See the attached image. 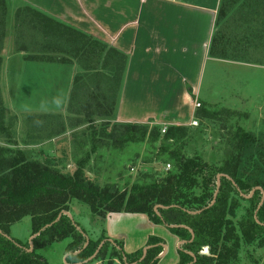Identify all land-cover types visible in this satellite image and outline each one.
Here are the masks:
<instances>
[{
    "label": "trees",
    "instance_id": "16d2710c",
    "mask_svg": "<svg viewBox=\"0 0 264 264\" xmlns=\"http://www.w3.org/2000/svg\"><path fill=\"white\" fill-rule=\"evenodd\" d=\"M5 1L7 0H0V26L4 21ZM240 1L242 5L237 10L241 17L243 16L241 23L249 27L254 19L262 21L264 0H220L215 31L209 46L210 58L219 60L228 58L230 61H236L241 53V51L238 53L236 47L243 43L255 45V42L262 39L261 32L257 31L259 35L257 34L256 38L249 34L240 37L234 34L233 41L236 43L231 42L226 34L227 30L223 31L222 27L220 28L233 6ZM21 16L20 19L25 20L24 24L27 27L30 26L32 31L43 33L44 38L46 37L44 43L32 40L31 46L41 50L55 47L61 53L70 56V59L76 55L79 62L77 64L84 76L81 74L75 76L68 95V112L76 118L73 126L88 122L91 128H88L86 133H80L73 141L69 160L74 169L68 171L62 164L67 160V155L63 152L60 157H56L49 151L44 153L40 150L33 156L32 150L29 152L17 146L12 139V133H9V127L6 128L4 125L0 104V139H5L8 144L0 146V264H47L37 257L34 251L64 239L71 240L67 246L69 252L67 264H80L87 260L102 241L104 243L94 261L105 260L106 252L110 249L106 264H115L113 261L115 258L119 264H132L138 262L142 257V250L149 247L143 260L138 264L158 263L157 256L162 252L163 241L157 236H149L143 248L126 254L120 243L109 242L107 237L90 239L77 222L65 215H61L54 222L60 213H70L73 205L78 207L86 205L92 220L103 224L107 214L123 212L146 215L155 225L176 226L166 229L180 241H184L178 249V264H234L239 239L236 237L235 227L225 220L226 215L228 213L232 215L235 208L234 204L228 205V193L232 191L249 203L250 213L243 217L238 226L242 236L249 241L261 237L264 233V198L256 211L262 196L260 191L256 190L249 199H244L240 194L248 195L254 187H259L264 194V138L258 142L244 139L245 132L239 125L228 124V121L239 118L240 114L235 112H227V115L217 114L209 105L200 104L195 112L197 120L216 118L219 120L223 116L222 130L226 129L230 136L226 141L228 154L225 153L227 155H224L219 172L230 180L220 178L219 190L211 207L199 214H188L204 209L210 204L216 184V175L212 178H202L200 185L196 183L198 174L205 169V164L184 154L188 128L168 126L165 132L161 133L158 126L116 122L112 124L109 118L114 117L116 113L115 96L121 88L127 56L113 48L107 49L103 42L95 37L63 25L37 8L26 6ZM246 16L250 18H247L249 22L244 21ZM238 22L239 20L235 21L236 24ZM235 23L230 22L228 32L229 28L233 31ZM230 47L234 48L233 54L227 56ZM39 54L40 52L35 58L40 59L45 53ZM240 62L245 60L242 59ZM100 64L104 73L98 71ZM104 81H110L111 86L106 87V84L102 83ZM187 92L190 93L189 88ZM78 115L82 118H77ZM95 119L102 121L103 129H96L93 125ZM105 128L108 130L107 133ZM60 134L53 133L52 136ZM142 145L146 150L142 163L159 161L170 165V169L163 170L162 174L155 177L145 175L141 183L133 182L128 191L129 183L124 186L115 184L101 187L89 177V174L100 172L101 154L116 151L122 155V152L129 148ZM196 184L201 190L196 191ZM155 206L166 208H159L156 213L153 211ZM255 211L258 223L254 220ZM25 217L30 219V236L51 224L32 240L31 252L26 251L29 248L28 243L22 244L9 235L12 225ZM181 227L190 229L193 232V239L188 230ZM222 230L225 231L223 235ZM83 234L88 239V245L81 250L85 244ZM259 244L260 247H264L263 237ZM202 247L208 248L210 252L208 256L200 255ZM78 251L81 252L74 254ZM188 253L194 255V261Z\"/></svg>",
    "mask_w": 264,
    "mask_h": 264
},
{
    "label": "rangeland",
    "instance_id": "374dc122",
    "mask_svg": "<svg viewBox=\"0 0 264 264\" xmlns=\"http://www.w3.org/2000/svg\"><path fill=\"white\" fill-rule=\"evenodd\" d=\"M207 2L209 1L199 0L198 5L204 6ZM38 3L43 5V9L48 8L49 12L39 9ZM90 3L96 6L94 13H91L89 11L90 9L87 10ZM195 4L197 3L195 2ZM214 5H217V3H214ZM241 5L242 1L237 2L233 6L228 18L221 24L220 28L222 27L223 31L227 30L226 34L231 42L236 43V41H233L235 39L233 37L234 34L237 35V37L249 34L254 35L256 38L258 34L257 31L261 32L260 35H262V39L258 40L257 43L255 42V45L252 43H249V45L248 43H243L241 44L242 46L236 47L235 49L238 53L241 51L236 61H230L228 58L226 60L215 59L218 62L205 61L200 81L196 85L197 90H191L190 93L185 90L186 94L191 96V98L190 101L188 100V104L185 102L182 103V119L180 121H175L176 112L173 111L175 107L153 106L152 109H156L157 112L152 113L150 111L149 114H145L148 108L147 106L125 107L123 111L126 114H133V118H135L136 121L131 124H145L150 127L158 126L161 130L166 129L168 126L187 127L189 132L184 154L191 159L197 158L201 163L205 164L204 171L198 174L196 181L198 185L201 184L202 178H212L214 175L221 174L219 170L222 166L224 155L226 156L228 154L226 141L230 134L225 131L226 129H224V131L222 130L224 128L222 125L224 124L222 122V120H224L223 116L219 120H217L218 118L214 120H197L195 112L198 107L196 108L195 105H209L217 111V114L227 115V112L240 114L241 116L239 118L228 121V124L236 123L239 125L245 132L243 134L244 139L249 141L253 140L258 142L264 138V14L261 17V22L255 21L254 19L248 27L245 23H241L243 16L241 17L240 12L237 10ZM26 6L37 8L41 10V12L43 11V13L65 26L77 28L81 26L75 27L76 24L69 22L71 16H78L80 22L90 17V19L93 18L94 21L100 24L98 21V18H100L99 11H95L96 8L100 6V1L7 0L5 1V10H3L4 21L3 24L1 23L2 27L0 26V36L3 34V36H1L0 45V104L3 111L4 125L6 128L9 127V133H12V139L17 146L29 152L32 150L33 156L40 150L44 153L49 151V153H53L56 157H60L63 152V154L67 155V160H64L62 164L65 165L66 170L72 171L74 165L69 160V154L73 150L71 148L73 146V141L78 138L76 136H79L80 133H86L87 129L91 128V124L88 122H83L76 127L73 126L72 123L76 118L68 112L67 106L68 95L75 76L77 74L84 76V74L77 64L79 62L75 54V56L70 59V56L61 53L60 50L55 49V47L53 49L41 50V48L37 49L30 45L32 40L44 43L46 37L44 38L43 33L32 31L30 26L27 27L26 24H24L25 20L20 19L22 18V10ZM247 18V16L244 17L245 22H249L248 19L250 18ZM237 20H239V22L236 24L235 21L237 22ZM231 21H234L235 25H233V31L229 28V32L231 31L229 33L228 27ZM94 29L97 31L95 32L96 35L98 34L99 38H101V35H99L100 30L96 27ZM103 44L107 49L111 48L107 43L103 42ZM233 49L234 48L230 47L227 56H229L230 53L233 54ZM34 50L38 51L35 52ZM38 52H40L39 55L43 52L45 54L38 59L35 58ZM242 55H246L248 58L245 59L246 57ZM242 59L245 60V62H240ZM231 62L244 63V65L240 66L237 70L238 65L231 64ZM98 71L102 73L105 72L101 68V64L98 66ZM124 75L125 71L123 79ZM102 83L106 84V87L111 86L110 81H104ZM106 87H104V89H106ZM154 96L156 97L155 94ZM119 97L120 91L117 92L115 96L117 104L119 102ZM165 111L168 112L165 113ZM171 111H173L172 114ZM146 115L150 118L141 121ZM115 117L116 116H110L109 118L112 124L115 122L130 123L118 122ZM77 118H82V116ZM150 120L156 124H149L148 121ZM93 125L96 129L104 128L102 126V121L98 119H95ZM107 132L108 130H106V133ZM53 133L61 134L59 136H52ZM7 145L5 139H0V146ZM101 155L102 165L100 166V172L97 174H89V177L101 187L115 184L124 186L126 183H129L127 187L128 191L133 182L139 181L141 183L145 175L155 177L157 174H162L166 165L159 161H153L149 164L142 163L143 157L146 155V150L143 145L137 148H129L127 151L122 152V155L116 151ZM93 157L91 158L92 160ZM61 158H63V156ZM196 186L197 184L195 185L196 191L201 190V187L197 186L196 188ZM231 204L235 205L233 210L234 213L232 215L228 213L225 220L235 227L236 237L239 239V246L236 250L237 259L234 264H264V247L259 246L261 237L264 238V233L261 237L249 241L244 235L242 236L238 228L239 222L250 213L249 203L230 191L228 193V205L231 206ZM80 206L81 207L73 205L71 207L69 213L71 220L75 223L77 222L86 232V235L92 240L97 239L99 236L106 237L104 224L100 221L92 220L86 205ZM114 214L131 213L121 212ZM143 216L148 219L146 215ZM149 222L153 224L151 221ZM126 223L127 222H123L116 227L112 226V231L124 233L123 237H119L121 239L126 238L131 241L134 238L135 246L137 243L136 237L144 234L146 228L143 225L135 224L131 231V226L126 225ZM158 226L162 231L172 235L165 227ZM147 228H149V226H147ZM127 233L131 235L127 236ZM224 233L225 231L222 230L221 235ZM9 235L19 240L22 244L28 243L31 237L30 219L25 217L18 223L12 225ZM173 237L175 236L173 235ZM119 238L114 239L121 240ZM176 238L177 237H175V239ZM108 240L112 242V238ZM161 240L163 244L166 245L165 239L161 238ZM179 241L180 240L177 238V242ZM70 242V239H64L49 246L41 247L35 250L34 254L47 264H66V258L69 254V252H67V246ZM116 243H118V241ZM109 252L110 249L106 252L105 260H92L89 263L106 264ZM209 253L207 247H202L200 250V255L208 256ZM65 256L66 258H64ZM171 258L175 260H171ZM113 261L115 264H119L116 258L113 259ZM178 263V250L173 247L169 249L166 256L161 261H158L157 264Z\"/></svg>",
    "mask_w": 264,
    "mask_h": 264
},
{
    "label": "crops",
    "instance_id": "0c3cea01",
    "mask_svg": "<svg viewBox=\"0 0 264 264\" xmlns=\"http://www.w3.org/2000/svg\"><path fill=\"white\" fill-rule=\"evenodd\" d=\"M97 1H100V6L95 11H99L100 24L92 17L80 22L78 16H71L69 22L76 24L75 27L81 26L76 29L107 43L128 58L115 119L118 122L133 123L136 120L133 114L123 112L125 107L147 106L145 114H149L150 111L157 112L152 109L153 106H159L175 107V121H180L182 103L188 104L191 98L185 90H197L196 85L200 81L205 61L218 62L209 57V46L215 31L217 5L220 1L208 0L204 6L198 5L199 0H95ZM42 6L38 3L39 9L49 12L48 8L43 9ZM95 7L90 3L87 10L94 13ZM94 26L100 30L101 38L96 35ZM231 64H237V70L244 65L237 62ZM148 118L150 117L146 115L141 121ZM148 123L156 124L151 120ZM123 222L131 226V231L135 224L146 228L147 233L136 237L135 246L134 238L131 241L121 239L119 237H123L124 233L112 231V226H119ZM104 232L107 239L112 238V242L121 243L126 254L143 247L149 236H157L166 241V252L159 261L169 249H179L177 245L180 241L177 242V238L162 231L158 225L151 224L141 214H108ZM130 235L127 233V236Z\"/></svg>",
    "mask_w": 264,
    "mask_h": 264
},
{
    "label": "water",
    "instance_id": "95a60500",
    "mask_svg": "<svg viewBox=\"0 0 264 264\" xmlns=\"http://www.w3.org/2000/svg\"><path fill=\"white\" fill-rule=\"evenodd\" d=\"M221 177H225L226 179L230 180L229 177H227V176H225V175H223V174H218V175H216L215 191H214V194H213V197H212V201L210 202V204H209L206 208H204V209H201V210H198V211H194V212H188V214H199V213H201L203 210H205V209L211 207V206L214 204L215 198H216L217 193H218V190H219V186H220V178H221ZM256 190L260 191V193H261V195H262V196H261V200H260V202H259V204H258V206H257V209H256V211H257V210L259 209V207L261 206V204H262V202H263V198H264L263 191H262L259 187H254V188L250 191V193H249L248 195H243V194H240V195H241V197H243V198H249L250 196L253 195V193H254ZM159 208L161 209V208H166V207L155 206V207L153 208V211L157 213V209H159ZM256 211H255V213H254V220L258 223V221H257V219H256ZM61 215H65V216H67V217L71 220V217H70L69 213H67V212H62V213H60V214L57 216V218H56V220H55L54 222H56V221L61 217ZM54 222H53V223H54ZM50 225H51V224H50ZM50 225H46V226H44V227H43L38 233L33 234V235L30 237L29 242H28L29 248L26 250L27 252H31V251L33 250L32 240H33L34 238H36L42 230L46 229V228L49 227ZM164 227H165V228H166V227H168V228H174V227H176V226H165V225H164ZM181 228H185V227H181ZM185 229H187V228H185ZM77 230H79V228H77ZM187 230H188V232H189V234H190V236H191V239H193V232H192L190 229H187ZM0 233H1V232H0ZM4 236H5V235H4ZM83 236H85V235L83 234ZM5 237L9 239V237H7V236H5ZM108 241H109V240H108ZM109 242H111V241H109ZM103 243H104V241H102V242L99 244L98 248L96 249V251L94 252V254H93L91 257H89L87 260L83 261V262L80 263V264H86V263L90 262L91 260H93L94 257L97 255L98 251L100 250L101 246L103 245ZM183 243H184V241L179 242L178 245H177V247L179 248V246L182 245ZM87 245H88V239H87V237L85 236V244H84V246H83V248H82L81 250L85 249ZM161 247H162V253L157 257V259H160V258L165 254V252H166V246H165L164 244H161ZM148 249H149V247H145V248L142 250V257L139 259V261H138V262H135V263H132V264H137V263L141 262V261L143 260L145 254H146V251H147ZM80 252H81V251H78V252H76V253H74V254H78V253H80ZM188 254L190 255V257H191V258L193 259V261H194V260H195L194 255L191 254V253H188ZM123 260L125 261V258H123ZM66 264H67V263H66Z\"/></svg>",
    "mask_w": 264,
    "mask_h": 264
},
{
    "label": "built area",
    "instance_id": "2783aa9c",
    "mask_svg": "<svg viewBox=\"0 0 264 264\" xmlns=\"http://www.w3.org/2000/svg\"><path fill=\"white\" fill-rule=\"evenodd\" d=\"M195 106H196V108L199 107L198 104L195 105ZM164 132H165V129H162V130H161V133H164ZM169 169H170V165L166 164L164 170L167 171V170H169Z\"/></svg>",
    "mask_w": 264,
    "mask_h": 264
},
{
    "label": "flooded vegetation",
    "instance_id": "af4514ba",
    "mask_svg": "<svg viewBox=\"0 0 264 264\" xmlns=\"http://www.w3.org/2000/svg\"><path fill=\"white\" fill-rule=\"evenodd\" d=\"M254 194V193H253ZM252 196H250L249 198H251ZM249 198H247V199H249ZM261 200V199H260Z\"/></svg>",
    "mask_w": 264,
    "mask_h": 264
}]
</instances>
